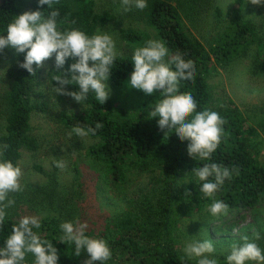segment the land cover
Returning a JSON list of instances; mask_svg holds the SVG:
<instances>
[{
    "label": "trees",
    "instance_id": "obj_1",
    "mask_svg": "<svg viewBox=\"0 0 264 264\" xmlns=\"http://www.w3.org/2000/svg\"><path fill=\"white\" fill-rule=\"evenodd\" d=\"M147 2L146 9L141 11L133 8L132 14L152 28L157 39L165 43L169 56L179 52L184 59H191L195 63V77L188 81L182 80L180 91L193 95L197 111L208 108L218 112L227 121L223 126L221 143L211 159H192L187 153L188 141H181L171 131L165 134L167 129L160 130L157 123L159 117L149 118L150 108L160 98L159 92L145 95L138 90L135 91L138 96H127V103L117 104L109 97L103 105L90 92L83 105L77 102L81 106L80 111L72 114L62 112V124L66 128L71 127V130L77 125L95 127L96 123H101L103 127L97 129L95 135L89 136L94 141L82 152L79 149L77 156L80 158L84 155L88 161L85 163L97 168L103 184L110 192H115L116 197H124L123 194L129 188L136 189L135 196L126 200L122 212L108 219L96 234L89 230L85 233L107 241L112 251V259L107 262L182 264L180 260L184 257L185 237L205 236L212 240V236H208L210 231L220 225L232 228L238 211L251 209L264 198V164L259 158V155L264 156V139L258 133V129L264 131V104L254 106L251 113L244 115L232 100L213 101L208 82L214 66L246 55L251 46L261 49L264 46L255 30L254 20L243 15L244 0H233L224 19L220 18L221 8L215 6L214 12L219 16L220 24L208 44L193 35L184 22V18L190 20L188 11L193 9L198 14L205 10L208 0H189L188 7L183 6L181 10L178 8L185 1L177 0L176 5L169 0ZM263 6L258 5L261 9H264ZM37 7V0H0V35H7V26L15 16L27 10H36ZM40 10L44 11L45 16L51 10H58L57 25L61 31L77 28L88 35L94 34L97 27L114 18V14L107 10L98 12L94 0H59L53 9L44 5ZM145 31L122 29L121 33L127 45L135 49L145 43ZM13 50L14 64L8 69L10 81L1 95L6 116L0 146L2 158L17 164L21 150L34 151L39 148L40 143L32 133L31 117L34 113L44 112L48 104L44 100V92L37 91V86L41 84V69H36V74H30L21 68L19 63L24 60L26 53L18 54ZM131 57V53L117 55L112 65L108 82L116 91L124 88V82L134 69ZM73 62L69 59L62 70H50L48 81L57 86L55 76L61 74L70 78L67 69ZM65 87L69 91L79 90V85L75 83ZM260 151L263 153L260 154ZM213 162L229 168L232 176L225 180L214 197L209 198L199 192L202 182L197 180L191 170ZM37 169L41 170L39 167ZM74 169L75 176H78V168ZM55 171L54 164L51 173L56 175ZM143 177H147L146 184L138 185V180ZM50 180L46 188L52 192L46 195L49 204L52 206L55 203L61 209L71 211L67 199L57 192L63 189L58 184V177L55 181L53 177ZM186 191L190 195H186ZM78 195L77 188L76 197ZM214 200L229 205L228 217L223 219L225 215H211L208 207ZM17 222L6 216L3 227H0V247L4 246L12 225ZM55 222V216H45L41 218V228L34 231L50 240L58 249V264H83L88 258L86 251L77 257L74 244L60 242L63 232ZM222 241L224 237L214 241L215 248H223ZM33 259L28 254L26 264H32ZM216 259L218 264H225V260ZM184 264H196V260L185 257Z\"/></svg>",
    "mask_w": 264,
    "mask_h": 264
},
{
    "label": "clouds",
    "instance_id": "obj_2",
    "mask_svg": "<svg viewBox=\"0 0 264 264\" xmlns=\"http://www.w3.org/2000/svg\"><path fill=\"white\" fill-rule=\"evenodd\" d=\"M252 5H264V0H248ZM36 10H27L15 16L7 26V35H0V51L11 46L16 53H26L19 63L21 68L30 74L44 67L45 61L55 57V68L61 69L69 59L71 63L67 71L71 74L66 78L61 74L54 77L57 86L53 91L58 95H67L83 105L88 94L94 93L100 104H105L110 95L108 84L112 65L117 52L114 38L108 32H97L88 35L84 31L72 28L61 31L57 25L58 10H51L47 16L40 8L53 5L59 0H37ZM123 11L133 8L143 11L148 7L147 0H120ZM167 58V59H166ZM134 69L130 74L128 86L141 90L145 95L159 92V99L148 112L149 118L159 117L157 123L160 130L174 132L181 141H188L187 153L194 160H210L224 135L226 120L218 112L205 108L197 111V102L191 93L180 91V82L192 80L196 75L195 63L184 59L177 52L169 56V51L162 40L149 39L143 46L136 47L131 57ZM35 65V68L33 67ZM78 84V91H69L68 84ZM101 123L95 127L77 125L67 133L79 138L95 135ZM0 151V227L6 218V209L14 206L15 200L11 193L23 191L21 178L22 168L11 160L3 159ZM57 168L63 170L67 163L63 160L54 161ZM200 183L199 192L204 197H214L215 193L230 179L232 171L217 163H205L202 167L191 170ZM186 195L190 192L186 191ZM212 216L227 215L229 205L221 200H214L208 207ZM41 217L23 215L12 225L10 235L0 247V264H26L28 254L34 258L32 264H58L59 252L54 244L43 238L34 229L41 228ZM63 232L60 242L74 244L75 255L79 257L86 251L88 258L83 264H106L112 259V251L103 238L86 235L88 223L79 219L64 221L59 225ZM202 230V229H201ZM261 239L259 231H253L251 237L243 235L240 241L230 245L225 256V264H264V250L256 243ZM188 260H196V264H218L213 256L216 248L211 239L187 242L183 248Z\"/></svg>",
    "mask_w": 264,
    "mask_h": 264
},
{
    "label": "rangeland",
    "instance_id": "obj_3",
    "mask_svg": "<svg viewBox=\"0 0 264 264\" xmlns=\"http://www.w3.org/2000/svg\"><path fill=\"white\" fill-rule=\"evenodd\" d=\"M169 1L174 5L177 3V0ZM180 1L186 3L181 2L178 9L181 10L183 6L188 7L189 0ZM244 1L245 3L242 5L243 15L254 20L255 30L264 46V9L259 8L258 5H252L248 0ZM208 2L204 6L205 10L202 9L203 11L198 12V14L196 10L189 8L191 9L188 11L190 20L183 17L189 31L205 44H208L207 42L212 38L214 30L220 24L219 16L214 12L215 6L221 8L222 16L220 18L224 19L227 9L232 7L233 0H208ZM94 3L98 12L107 10L114 14V18L97 27L94 34L98 31L108 32L115 40L117 55L133 54L134 52V48L127 45L123 39L122 29L146 30V41L149 39L159 40L154 35L155 32L152 28L146 25L140 17H135L131 10L123 11L120 0H94ZM13 54L14 50L11 46H6L0 51V136L4 133L6 116L5 106H3L4 100L1 95L10 81L8 69L14 64ZM54 60L55 57L53 56L44 62V67L40 68L41 84L37 86V91L42 90L44 92L43 96L44 100L47 101L48 108L44 112L34 113L31 117L32 133L37 137L40 146L34 151L21 150V157L17 164L21 166L23 171L21 178L23 191L10 194V197L15 200V204L6 209V216L19 220L23 215H35L41 218L50 215L55 216L58 226L64 221L79 219L81 222L86 221L89 225L87 230L96 234L104 227L108 219L111 220L125 209L126 200L135 196L136 189L129 188L123 194L124 197H116L115 192H110L103 184L104 181L97 168L85 163L88 161L84 155L80 158L77 156L79 149L82 152L94 139L90 137L81 139L75 135L69 138L67 135L71 131V127L66 128L62 124V120H64L62 112L66 114L76 113L81 110V106L70 96L54 93V86L48 81V72L50 70H62L55 68ZM129 79L124 82V88L119 91H116L108 82L110 87L109 97L115 100V103H127V96H138L135 94V91L138 90L128 86ZM208 79L213 101L232 100L244 115L251 113L250 111L254 110V106L264 104V48L251 46L248 48L246 55L228 63L214 66ZM258 133L264 139V131L258 129ZM261 153L263 151H260ZM259 158L264 164V156L259 155ZM57 160L65 161L67 167L61 170L55 166V175L51 172L54 168V161ZM38 167L41 170H38ZM74 167L78 168V176H75ZM52 177L54 181L58 177V184L63 186V189H58L57 192L67 199V203L71 205V211L68 209L63 210L55 203H52V206L49 204L46 195L48 192L51 194L52 192L46 188L47 182L51 181ZM146 182L147 177H143L138 180V185H144ZM77 184L80 185L77 186ZM77 188L79 190L78 197H76ZM75 204L76 206H74ZM73 207H76V209L74 210ZM226 217H228V214L223 219ZM234 219L236 223L232 228L220 225L219 228L213 229L208 234V236H212L213 243L224 237L221 244L223 248H216V252L213 254L214 257L220 260L225 259L230 251V245L234 241H240V237L243 235L251 237L253 231L260 232L261 239L256 243L264 250V198L253 208L238 211ZM183 228L185 229V226ZM224 230H228V232ZM193 239L204 240L207 237H185L183 240L184 246ZM106 264L120 263L106 262Z\"/></svg>",
    "mask_w": 264,
    "mask_h": 264
}]
</instances>
